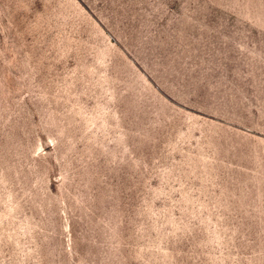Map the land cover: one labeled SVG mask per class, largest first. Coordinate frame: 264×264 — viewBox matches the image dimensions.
<instances>
[{"label":"rangeland","instance_id":"rangeland-1","mask_svg":"<svg viewBox=\"0 0 264 264\" xmlns=\"http://www.w3.org/2000/svg\"><path fill=\"white\" fill-rule=\"evenodd\" d=\"M0 264H264V0H0Z\"/></svg>","mask_w":264,"mask_h":264}]
</instances>
